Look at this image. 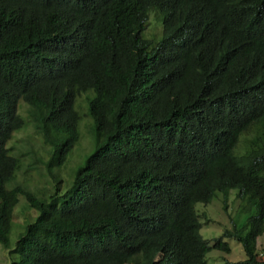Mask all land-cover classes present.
Wrapping results in <instances>:
<instances>
[{"label":"trees","instance_id":"obj_1","mask_svg":"<svg viewBox=\"0 0 264 264\" xmlns=\"http://www.w3.org/2000/svg\"><path fill=\"white\" fill-rule=\"evenodd\" d=\"M232 190L255 212L210 244L195 206ZM13 226L9 264H208L224 238L264 264V0H0V245Z\"/></svg>","mask_w":264,"mask_h":264},{"label":"rangeland","instance_id":"obj_2","mask_svg":"<svg viewBox=\"0 0 264 264\" xmlns=\"http://www.w3.org/2000/svg\"><path fill=\"white\" fill-rule=\"evenodd\" d=\"M153 30L154 33L157 34L158 29L156 30V28H153ZM28 141L31 142L30 146H33V148L35 149L41 147L42 141L33 135V130L31 128H28L24 131H20L18 133H14L11 145L17 146L18 148L15 152H18V149L29 145V143H27ZM87 147V142H83L82 148L85 149ZM44 150L45 146L43 145L42 153L40 155L44 157L43 160H46L48 159V155L43 153ZM88 153L89 151L81 152L78 148H75L70 158V161L65 164L61 169V174L65 180L67 179V175L70 176L73 173L72 171L75 170L78 163L81 162L82 158L85 155H88ZM25 158L27 160L26 163H29L30 160L28 159V155L25 156ZM43 172V169H41L40 173H36L34 170L24 171L23 169L22 171H20L17 177V181L20 184H28L30 189H32L30 191L33 192L36 196L40 197V193L42 191H45L46 194V190L43 187L46 186L49 188L48 182L45 178V172V177L42 176ZM65 185L67 188H69L71 186V181ZM8 188H10V186H8ZM34 188H37L38 190H33ZM53 190V186L50 185V191L53 192ZM236 193L237 192L235 190H232L227 194V197L223 193H217L216 197L211 201L210 204H196V211L198 212L200 220L203 224L200 230V235L204 240L208 241L210 244L215 238L220 237L225 230H230L235 219L237 220L235 222V225L242 224L246 220L247 216L255 212L253 206L246 207L245 205L244 212H237L239 207V201L235 198ZM225 201H227L226 208L224 203ZM20 208H28L23 197H19L18 207L16 209ZM33 211L36 217L37 212L35 210ZM34 213H32L31 211L27 212L26 218H29L31 220L34 216ZM17 231V228L13 226L10 232L8 243L6 245H0V264H9L8 251L13 248L14 243L18 238L16 236L18 234ZM224 241L229 245L230 253L227 254L222 251L211 250L209 253L206 254L205 257L206 262L208 264H227L245 260L246 256L239 242H237L233 238H224ZM257 253L259 257L264 261V234L257 239Z\"/></svg>","mask_w":264,"mask_h":264}]
</instances>
